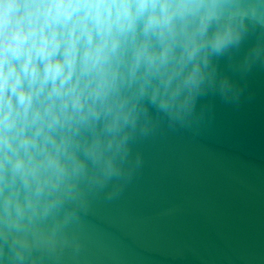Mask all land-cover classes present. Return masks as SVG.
Listing matches in <instances>:
<instances>
[{
  "label": "clouds",
  "instance_id": "clouds-1",
  "mask_svg": "<svg viewBox=\"0 0 264 264\" xmlns=\"http://www.w3.org/2000/svg\"><path fill=\"white\" fill-rule=\"evenodd\" d=\"M254 36L241 55L245 42ZM264 67V0H0V264L81 251L162 124L194 131Z\"/></svg>",
  "mask_w": 264,
  "mask_h": 264
},
{
  "label": "water",
  "instance_id": "water-1",
  "mask_svg": "<svg viewBox=\"0 0 264 264\" xmlns=\"http://www.w3.org/2000/svg\"><path fill=\"white\" fill-rule=\"evenodd\" d=\"M219 69L239 103L209 95L194 131L162 124L138 142L142 169L118 198H92L80 253L46 264H264V67L244 79L224 59Z\"/></svg>",
  "mask_w": 264,
  "mask_h": 264
}]
</instances>
